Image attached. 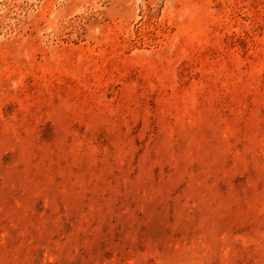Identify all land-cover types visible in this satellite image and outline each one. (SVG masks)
Segmentation results:
<instances>
[{"label":"rangeland","instance_id":"rangeland-1","mask_svg":"<svg viewBox=\"0 0 264 264\" xmlns=\"http://www.w3.org/2000/svg\"><path fill=\"white\" fill-rule=\"evenodd\" d=\"M0 264H264V0H0Z\"/></svg>","mask_w":264,"mask_h":264}]
</instances>
